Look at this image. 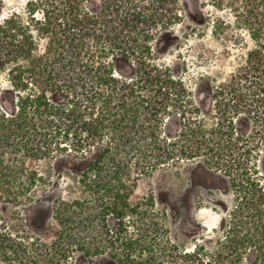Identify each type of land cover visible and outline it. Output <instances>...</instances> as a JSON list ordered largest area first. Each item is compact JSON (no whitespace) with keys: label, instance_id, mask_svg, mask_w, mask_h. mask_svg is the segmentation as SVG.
<instances>
[{"label":"rangeland","instance_id":"374dc122","mask_svg":"<svg viewBox=\"0 0 264 264\" xmlns=\"http://www.w3.org/2000/svg\"><path fill=\"white\" fill-rule=\"evenodd\" d=\"M84 5L93 13L108 8L107 0ZM52 10V0H0V24L22 18L37 39L35 54L46 60L52 39L40 28ZM169 10L180 18L152 43L154 59L185 88L158 129L162 149L111 150L118 159L105 158L98 175H89L97 184L87 187L81 181L90 162L115 147L110 131L94 137L83 119H51L44 106L32 107L25 132L0 136V264H201L196 255L216 260L233 236H264V72L256 59L264 0H172ZM17 62L24 61L0 63V106L8 114L19 100ZM114 68L124 79L137 73L124 60ZM25 76V92L34 94V76ZM48 96L70 104L65 93ZM27 142L49 152L24 157L17 148ZM24 161L42 178L26 191L16 183ZM151 161L158 165L150 171ZM120 177L129 192L123 217L113 210ZM253 192L255 211L245 206ZM115 252L125 259L115 260Z\"/></svg>","mask_w":264,"mask_h":264},{"label":"trees","instance_id":"16d2710c","mask_svg":"<svg viewBox=\"0 0 264 264\" xmlns=\"http://www.w3.org/2000/svg\"><path fill=\"white\" fill-rule=\"evenodd\" d=\"M89 1L93 0H52L53 10L40 28L52 39L46 60L35 54L37 39L22 18L14 14L0 24V41L8 47H4L0 63L24 61L14 66V86L19 99L17 111L8 114L0 106V136L25 132L30 109L43 106L51 119H56V115L67 120L83 119L97 132L94 135L89 132L91 136L100 137L110 131L115 147L100 152L96 160L90 162L89 171L81 181L92 187L97 183L89 175L92 172L98 175L105 158L118 159V154L111 150L124 151L145 144L151 153L162 149L158 143L161 140L158 129L169 110L178 104L185 86L174 78L170 69L156 64L153 54L154 40L180 18L178 13L169 10L172 0H107L108 8L96 13L86 10L84 4ZM147 2L149 8L144 10ZM36 8V4L31 7V14H35ZM259 46L263 50L257 51L256 59L263 65L264 72V44ZM118 60L133 63L136 75L125 79L118 77L114 68ZM27 72L35 79V86L30 88L34 94L25 92L30 85L25 76ZM49 91L65 93L70 104H53ZM81 100L87 103L78 109ZM46 152L49 148L28 142L17 148V153L24 157H37ZM143 156L148 157L146 153ZM150 165L151 171L158 163L151 161ZM41 180L33 166L22 162L16 183L23 191L32 189ZM120 180L124 185L121 177ZM120 188L112 194L116 199L113 210L123 217L118 210L126 206L129 192L125 185ZM256 201L255 192L250 193L245 206L255 211L258 209ZM66 206L68 211L69 205ZM245 214L247 218L255 216L250 212ZM64 239L68 238L64 236ZM228 242L231 243L229 252L220 254L216 260L202 255L195 258L201 264H217L216 261L220 264H264V236L247 233L233 236ZM248 249H253V255H248ZM86 255L90 257L91 252L88 250ZM131 257V252L127 253L126 261L131 262ZM113 258L122 262L125 256L115 252Z\"/></svg>","mask_w":264,"mask_h":264}]
</instances>
